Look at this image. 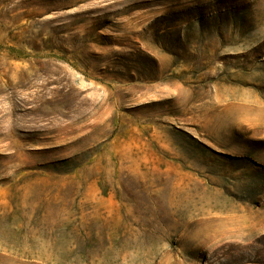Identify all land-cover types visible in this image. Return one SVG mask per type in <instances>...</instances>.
Instances as JSON below:
<instances>
[{
    "label": "rangeland",
    "instance_id": "rangeland-1",
    "mask_svg": "<svg viewBox=\"0 0 264 264\" xmlns=\"http://www.w3.org/2000/svg\"><path fill=\"white\" fill-rule=\"evenodd\" d=\"M0 264H264V0H0Z\"/></svg>",
    "mask_w": 264,
    "mask_h": 264
}]
</instances>
